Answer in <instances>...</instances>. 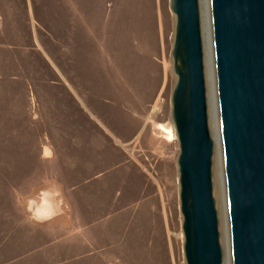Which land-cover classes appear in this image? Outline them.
Segmentation results:
<instances>
[{
	"label": "rangeland",
	"instance_id": "obj_1",
	"mask_svg": "<svg viewBox=\"0 0 264 264\" xmlns=\"http://www.w3.org/2000/svg\"><path fill=\"white\" fill-rule=\"evenodd\" d=\"M175 28L171 0H0V264H186ZM212 102L218 139L215 93ZM115 195L126 228L116 240Z\"/></svg>",
	"mask_w": 264,
	"mask_h": 264
},
{
	"label": "water",
	"instance_id": "obj_2",
	"mask_svg": "<svg viewBox=\"0 0 264 264\" xmlns=\"http://www.w3.org/2000/svg\"><path fill=\"white\" fill-rule=\"evenodd\" d=\"M230 264H264V0H209ZM186 264H224L200 0H171Z\"/></svg>",
	"mask_w": 264,
	"mask_h": 264
},
{
	"label": "bare ground",
	"instance_id": "obj_3",
	"mask_svg": "<svg viewBox=\"0 0 264 264\" xmlns=\"http://www.w3.org/2000/svg\"><path fill=\"white\" fill-rule=\"evenodd\" d=\"M200 5H201V19H202V26H203V38H204V50H205V64H206V68H207V65H208V69H209V64H210V66H211V61H212V63H213V60H212V39H211V34H210V18H209V12H210V2H209V0H200ZM208 24V25H207ZM209 29V30H208ZM115 34V33H114ZM117 35V34H116ZM117 40V39H116ZM115 41V40H114ZM113 41V42H114ZM118 48V47H117ZM209 72H210V70H209ZM207 74V73H206ZM206 77H207V75H206ZM208 82V81H207ZM212 84H213V86L211 85V83H209V86H210V92H211V94H210V103H209V101H208V103L212 106L213 105V102H212V97H213V94L215 93V104H216V117H217V129H219L218 128V124H219V119H218V107H217V97H216V86H215V82H214V73H213V70H212ZM208 86V85H207ZM213 88L215 89L214 90V93H213ZM208 100H209V98H208ZM214 100V99H213ZM210 105H209V107H210ZM209 123H210V113H209ZM214 124V123H213ZM160 128L161 129H163L164 131H166V132H168L169 133V135H168V138L169 139H171V136H173V133H172V130L170 129V128H168L167 126H165V125H160ZM210 128H211V125H210ZM211 131H212V129H211ZM212 135H213V132H212ZM214 137V136H213ZM218 137H219V133H218ZM215 138V137H214ZM215 140L217 141V144H216V148H215V155H214V163L217 165V168H216V171L217 172H219V165H218V160L220 159V156H219V154H218V146H219V144H218V139H216L215 138ZM123 143V142H122ZM140 146V149H141V151H143V153L142 154H140V157L141 158H143V156L145 155V153H146V151L144 150V148H143V146L142 145H139ZM154 147V149H153V154H156V152L158 151V152H160V150L158 149V147H155V146H153ZM220 148V147H219ZM135 154V153H134ZM133 154V156L137 159V161L139 162V163H141V164H143V166L144 165H146L145 163H142L141 162V159H139V157H136L135 155ZM220 155H221V152H220ZM216 156V157H215ZM215 160H217V161H215ZM145 161H147V162H150V159H149V157H146L145 158ZM223 162H222V157H221V165H222V172H223V174H222V172H220L221 173V175H222V181H223V184H221V181L217 184V187H216V192H217V194H221L222 193V195H223V200H224V203H225V208H227V204H226V188H225V177H224V168H223V164H222ZM214 165H213V173H214ZM144 168H145V170H147V172L153 177V179L158 183V186H159V184H160V181H159V179H158V176L157 175H155V172L154 173H152L151 172V170L150 169H148L147 167H145L144 166ZM151 168H154V166H151ZM165 181L166 182H164V183H167V184H169V187H166V192L167 191H169L170 190V187H171V185L173 186V180H172V178H167V179H165ZM115 185V187H114V190H116V184H114ZM160 188V192L162 193V195L164 194V196H165V191H163V189L161 188V187H159ZM147 190V189H146ZM117 195H115V197H114V207H115V210H116V214H115V219L117 220L116 222H115V224H114V227H113V230H114V240H116V239H118L119 238V236H120V234L121 233H123L124 234V236H126V228H125V222H124V220L122 221L123 222V226H122V228L120 229V226H118V218H119V214H118V210H119V208L120 207H118L119 206V200H120V198H118V197H120V195L118 196V197H116ZM168 196H169V194H168ZM144 198H146L145 200H146V202H147V204H149V208H152V210L151 211H155V208H156V206H154L156 203H157V196H156V193H154V192H152V191H148L147 190V192H146V195L144 194ZM163 203H164V211H165V215H166V217H168V214H167V208H168V203L166 202V198L164 197V199H163ZM170 205V204H169ZM172 210V209H171ZM124 212H125V210H124ZM224 215V214H223ZM226 229H227V236H228V247H227V245H226V240H225V236H224V232H225V228H224V223H223V221H222V224H221V228H222V232H223V243H224V245H226V247H227V250L225 251V261H224V263L225 264H230L231 262H230V260H229V262L227 261L228 259H227V257H229V255H228V252H229V229H228V214H227V210H226ZM169 231H171L170 229H169ZM221 231V230H220ZM222 242V241H221ZM124 243H125V241H124ZM130 245V244H129ZM126 246H128V245H126ZM123 248H124V246H123ZM224 248V247H223ZM126 250V249H125ZM225 250V249H224Z\"/></svg>",
	"mask_w": 264,
	"mask_h": 264
}]
</instances>
